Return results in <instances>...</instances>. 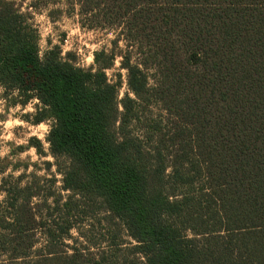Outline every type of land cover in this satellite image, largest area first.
Returning <instances> with one entry per match:
<instances>
[{
  "label": "trees",
  "instance_id": "1",
  "mask_svg": "<svg viewBox=\"0 0 264 264\" xmlns=\"http://www.w3.org/2000/svg\"><path fill=\"white\" fill-rule=\"evenodd\" d=\"M75 1L83 27L119 28L113 43L130 48L121 65L134 97L119 100L109 81L113 50L96 51L89 68L58 46L40 55L36 28L14 1L0 0V85L24 103L39 100L33 123L52 120L46 140L67 158L63 188L99 200L145 264H264V0ZM138 101L168 117L160 142L169 175L162 151L152 169L129 130ZM3 193L0 264H105L60 250L72 225L58 232L39 217L30 183L2 181ZM39 228L46 241L35 250Z\"/></svg>",
  "mask_w": 264,
  "mask_h": 264
},
{
  "label": "rangeland",
  "instance_id": "2",
  "mask_svg": "<svg viewBox=\"0 0 264 264\" xmlns=\"http://www.w3.org/2000/svg\"><path fill=\"white\" fill-rule=\"evenodd\" d=\"M12 1L36 28L40 55L58 46L61 55L70 53V58L79 66L89 68L94 66L96 51L113 50L116 54L114 65L106 69L109 81L118 84L119 100L126 94L134 97L127 84V69L121 65L122 56L130 48L123 39L116 45L113 43L119 36V28L83 27L80 7L75 0ZM132 55L133 60L137 61L138 56ZM148 76L149 84L153 85L155 76L152 70ZM23 97L18 90L7 91L0 85V183L3 181L8 187L15 183L20 187L30 183L33 191L38 193L32 198V203L39 217L47 219L48 224L57 227L58 232L59 227L72 225L69 235L63 238L64 244L59 246L60 250L71 252L72 248H79L101 261L104 259L105 264H145L143 258L132 251L136 242L119 220L109 216L99 200H81L80 196H73L71 191L63 188L62 171L68 164L67 158L53 156L46 140L52 120L33 123L34 114L41 103L37 98L24 103ZM134 111L129 130L150 152L151 168H156L158 160L168 166L165 173L169 175L171 157L166 150H162L160 142L161 135L169 130L165 111L160 104L139 101ZM159 127L163 128L159 131ZM32 139L40 140L42 152L36 149ZM159 150L162 151L160 158L157 156ZM165 180H169L168 177ZM170 183L169 191H172L175 184L172 181ZM170 186H167L168 189ZM179 187L174 189L176 193L180 192ZM23 194L26 192L19 196ZM4 197V193L0 194V202H3ZM70 198L75 203L68 210L64 202L70 201ZM36 233L38 242L35 250H38L46 240L42 228Z\"/></svg>",
  "mask_w": 264,
  "mask_h": 264
}]
</instances>
